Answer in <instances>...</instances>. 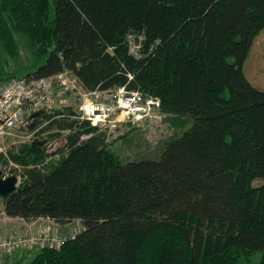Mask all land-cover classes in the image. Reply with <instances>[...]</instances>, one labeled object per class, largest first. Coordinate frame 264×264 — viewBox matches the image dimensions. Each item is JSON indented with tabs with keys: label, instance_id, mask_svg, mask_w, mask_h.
<instances>
[{
	"label": "trees",
	"instance_id": "obj_1",
	"mask_svg": "<svg viewBox=\"0 0 264 264\" xmlns=\"http://www.w3.org/2000/svg\"><path fill=\"white\" fill-rule=\"evenodd\" d=\"M263 28L264 0H0V81L5 54L20 75L69 69L87 90L125 86L192 120L158 157L121 162L106 130L43 108L40 132L67 130L65 144L11 151L23 166L0 202L82 229L19 264H264V89L243 70Z\"/></svg>",
	"mask_w": 264,
	"mask_h": 264
},
{
	"label": "rangeland",
	"instance_id": "obj_2",
	"mask_svg": "<svg viewBox=\"0 0 264 264\" xmlns=\"http://www.w3.org/2000/svg\"><path fill=\"white\" fill-rule=\"evenodd\" d=\"M141 37V34L130 33L128 34L127 39L129 44L133 46L139 44ZM6 58L7 55L3 54V60L5 62H2V66L5 68V71L11 73L13 77L23 73L14 72L12 60L8 61ZM243 70L248 80L254 86L264 89V28L261 29L253 39L249 55L243 65ZM69 74L74 76L72 71H69ZM7 80L9 79H2L0 81V86L4 85ZM75 86L76 87L69 84L58 88L56 90L55 99L50 103V106L46 108V113L53 115L55 110H60L61 112H65V114H57V117L64 116V118L72 117L73 119L76 116H79L80 118L81 113L79 107L85 98L98 97L109 102L115 97V93L118 89L94 91L85 89L81 84L75 83ZM68 108L73 110L75 114H67L66 110ZM141 112V116L138 115L139 117H132L133 120L127 117V119H125L124 115L121 114L118 116L120 121H115L114 125L108 124L107 127H101L103 130H106L108 144L113 152L119 157L121 162L140 159L142 157H158V154L167 142L181 134L192 122V120H189L186 116H173L162 110ZM33 114L30 115L28 122L25 125L27 126L28 131L23 130L22 133H20V137L7 138L0 142V170L3 171V175L11 174L13 170L22 168L23 165L20 162L14 161L10 153L11 151L20 149L19 146L21 143L29 142L33 140V138L36 139L38 137L44 140L48 152H55L65 144V135L68 133L67 130L58 131L56 128H53L54 130L42 133L40 132L41 127L47 123V120H45L44 117L35 120V115ZM30 131H33L34 133L28 141L26 134ZM57 131L61 133V135H54L58 134ZM18 178L20 179L19 176ZM252 183L254 185H260L263 181L261 179H255ZM38 228H51L53 231L66 237V240H68L73 237L76 231L82 229V224L78 220H75L65 225L64 228L58 225L48 224L46 226L36 227L23 232L30 233ZM39 249L40 248L35 247L31 250L16 251L13 253V258L16 256L15 254L19 255L20 253L19 256L23 257V259L14 264H19L22 261H30ZM9 256H12V254L0 255L1 264H6L7 262H3V260ZM259 261L260 255L257 253L254 254L253 264H258Z\"/></svg>",
	"mask_w": 264,
	"mask_h": 264
},
{
	"label": "built area",
	"instance_id": "obj_3",
	"mask_svg": "<svg viewBox=\"0 0 264 264\" xmlns=\"http://www.w3.org/2000/svg\"><path fill=\"white\" fill-rule=\"evenodd\" d=\"M142 39L143 36L138 45L131 47V51L137 57L141 55ZM75 83L80 84L68 70L49 77L20 75L7 80L0 86V142L7 138L20 137L23 130L28 131L25 125L30 115L41 108L50 106L58 88L69 84L76 87ZM159 107L158 98L144 97L138 91H130L125 86H121L111 101L107 102L98 97L85 98L79 110L81 119H88L93 125L103 128L108 124L114 125L117 120L120 121L118 116L121 114L125 119L133 120L132 117L141 116V111L159 110ZM33 133V131L27 132L28 141ZM6 215L4 205L0 202V218ZM50 229L38 228L30 233L14 231L3 234L0 232V255H10L16 251L31 250L35 247L59 249L67 238Z\"/></svg>",
	"mask_w": 264,
	"mask_h": 264
},
{
	"label": "crops",
	"instance_id": "obj_4",
	"mask_svg": "<svg viewBox=\"0 0 264 264\" xmlns=\"http://www.w3.org/2000/svg\"><path fill=\"white\" fill-rule=\"evenodd\" d=\"M73 222V221H72ZM58 225L62 228H64L65 225L67 224H59L57 223L56 221H54L53 219L51 218H48V217H39V218H36V219H31V220H26L22 217H13V216H9V215H6L2 218H0V232L3 233V234H8V233H11V232H23V231H26V230H30V229H34L36 227H42V226H46V225ZM16 256L13 258L14 254H12V256H9L7 258H5V260H3V262H7L9 264H14V263H17L18 261L22 260L23 257L15 254ZM32 255V254H30ZM13 258V260H12Z\"/></svg>",
	"mask_w": 264,
	"mask_h": 264
},
{
	"label": "water",
	"instance_id": "obj_5",
	"mask_svg": "<svg viewBox=\"0 0 264 264\" xmlns=\"http://www.w3.org/2000/svg\"><path fill=\"white\" fill-rule=\"evenodd\" d=\"M42 109H39L34 112L33 115H38L42 112ZM18 184V177L15 174L8 176H3L2 170H0V196L5 197L15 190Z\"/></svg>",
	"mask_w": 264,
	"mask_h": 264
},
{
	"label": "bare ground",
	"instance_id": "obj_6",
	"mask_svg": "<svg viewBox=\"0 0 264 264\" xmlns=\"http://www.w3.org/2000/svg\"><path fill=\"white\" fill-rule=\"evenodd\" d=\"M141 36H143V35H141ZM139 40V39H138ZM136 41V40H135ZM137 42V41H136ZM131 47L132 46H130V52L132 53V54H134L132 51H131ZM135 55V54H134ZM64 70H68V71H71V70H69V69H64ZM64 70H62V71H64ZM62 71H60V72H62ZM73 73V72H72ZM121 87V86H120ZM119 88V87H118ZM41 109H43V108H41ZM90 121V120H89ZM98 126V125H97ZM2 173H3V171H2ZM11 174H13V173H11ZM11 174H9V175H11ZM16 175V174H15ZM4 177L5 176H8V175H3ZM17 176V175H16ZM18 177V176H17ZM18 182H19V178H18Z\"/></svg>",
	"mask_w": 264,
	"mask_h": 264
},
{
	"label": "flooded vegetation",
	"instance_id": "obj_7",
	"mask_svg": "<svg viewBox=\"0 0 264 264\" xmlns=\"http://www.w3.org/2000/svg\"><path fill=\"white\" fill-rule=\"evenodd\" d=\"M264 263V262H263Z\"/></svg>",
	"mask_w": 264,
	"mask_h": 264
}]
</instances>
